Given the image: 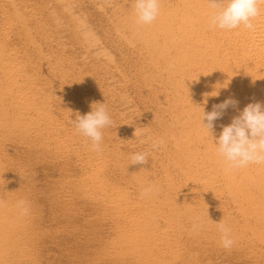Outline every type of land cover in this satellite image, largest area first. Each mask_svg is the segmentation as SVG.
Returning <instances> with one entry per match:
<instances>
[{
	"label": "bare ground",
	"instance_id": "obj_1",
	"mask_svg": "<svg viewBox=\"0 0 264 264\" xmlns=\"http://www.w3.org/2000/svg\"><path fill=\"white\" fill-rule=\"evenodd\" d=\"M209 17L208 0H160L150 25L133 0H0V264H264V165L227 169L201 123L236 100L218 138L264 103V11L252 30ZM94 102L114 121L100 152L70 123Z\"/></svg>",
	"mask_w": 264,
	"mask_h": 264
},
{
	"label": "clouds",
	"instance_id": "obj_2",
	"mask_svg": "<svg viewBox=\"0 0 264 264\" xmlns=\"http://www.w3.org/2000/svg\"><path fill=\"white\" fill-rule=\"evenodd\" d=\"M210 9L209 23L212 27L223 31H233L241 28L252 30L253 21L264 11V0H208ZM133 11L137 25H150L160 14V0H133ZM215 92V91H214ZM212 96H217L213 95ZM237 101L229 98L220 104L213 105L212 111L205 112L202 107L201 123L203 128L213 138L216 154L222 159L227 169L235 170L251 164L264 165V103H249L232 118L230 124L221 125L222 131L214 138V122L224 115L229 106L235 107ZM91 111L85 115L76 114L70 123L76 132L89 142L91 151L100 152L103 142V130L113 126L114 121L105 103L94 102ZM136 136V131L134 133ZM143 143V141H141ZM164 144L163 139L153 140L152 149H159ZM148 162L147 151H137L130 155V165H143ZM156 191L154 185L141 190L140 195L148 196ZM3 202L0 201V205ZM21 215L28 214L29 208L23 199L17 201ZM220 233V244L230 249L234 244L231 228L222 221L215 223ZM203 221L198 217L193 222V230H199Z\"/></svg>",
	"mask_w": 264,
	"mask_h": 264
}]
</instances>
